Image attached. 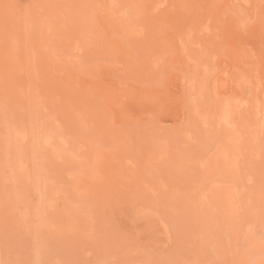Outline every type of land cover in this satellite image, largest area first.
Listing matches in <instances>:
<instances>
[{
  "label": "rangeland",
  "instance_id": "374dc122",
  "mask_svg": "<svg viewBox=\"0 0 264 264\" xmlns=\"http://www.w3.org/2000/svg\"><path fill=\"white\" fill-rule=\"evenodd\" d=\"M0 14V264H264V0Z\"/></svg>",
  "mask_w": 264,
  "mask_h": 264
},
{
  "label": "bare ground",
  "instance_id": "6f19581e",
  "mask_svg": "<svg viewBox=\"0 0 264 264\" xmlns=\"http://www.w3.org/2000/svg\"><path fill=\"white\" fill-rule=\"evenodd\" d=\"M77 1V0H76ZM64 2H65V0H64ZM131 3V2H130ZM72 5V4H71ZM192 5V4H191ZM22 6V5H21ZM70 6V5H69ZM194 6V5H193ZM98 7V6H97ZM178 7V6H177ZM36 8V7H35ZM54 9V8H53ZM119 9V8H118ZM82 10V9H81ZM159 10V9H158ZM77 11V10H76ZM58 12V11H57ZM27 13V12H26ZM91 14V13H90ZM1 15V14H0ZM49 15V14H48ZM65 15H66V13H65ZM132 15V14H131ZM159 16V15H158ZM182 16V15H181ZM48 18H50V17H48ZM77 18V17H76ZM145 18V17H144ZM151 18V17H150ZM160 18V17H159ZM178 18H180V17H178ZM192 18V17H191ZM182 19V18H181ZM66 20V19H65ZM109 20V19H108ZM94 21V20H93ZM150 22H152L151 20H149ZM183 21V20H182ZM23 22V21H22ZM171 22V21H170ZM180 22H181V20H180ZM28 23V22H27ZM96 23V22H95ZM154 24V23H153ZM33 25V24H32ZM75 25V24H74ZM76 26V25H75ZM113 26V25H112ZM197 28V27H196ZM96 29V28H95ZM115 30V29H114ZM176 30V29H175ZM117 31V30H116ZM146 31V30H145ZM1 32V31H0ZM155 32V31H154ZM153 32V33H154ZM89 33V32H88ZM0 34H2V33H0ZM28 34V33H27ZM126 34V33H125ZM149 34V33H148ZM94 36V35H93ZM90 40V39H89ZM106 40V39H105ZM101 43V42H100ZM193 44V43H192ZM203 44V43H202ZM103 45V44H102ZM28 46V45H27ZM139 49V48H138ZM134 50H136L135 48H134ZM165 50V49H164ZM195 50V49H194ZM217 50V49H216ZM132 51V50H131ZM212 51V50H211ZM39 52V51H38ZM152 52H153V50H152ZM155 52V51H154ZM153 52V53H154ZM195 52V51H194ZM140 53V52H139ZM144 53V52H143ZM217 53H218V50H217ZM198 54V53H197ZM220 54V53H219ZM67 55V54H66ZM140 55V54H139ZM196 56V55H195ZM142 58V57H141ZM47 59H48V57H47ZM130 60V59H129ZM16 61V60H15ZM112 63V62H111ZM124 64V63H123ZM203 64V63H202ZM75 65V64H74ZM217 67V66H216ZM78 68V67H77ZM57 69V68H56ZM55 69V70H56ZM64 69V68H63ZM145 70H146V68H144ZM149 69V68H148ZM143 70V69H142ZM158 71V70H157ZM195 73V72H194ZM130 74V73H129ZM152 74V73H151ZM228 75V74H227ZM151 76V75H150ZM211 76V75H210ZM154 77V76H153ZM127 78H129V77H127ZM148 78V77H147ZM150 78V77H149ZM144 79V78H143ZM238 79V78H237ZM248 87V86H247ZM26 89V88H25ZM192 89V88H191ZM190 92H191V90H189ZM189 92V93H190ZM253 92V91H252ZM63 94V93H62ZM27 98V97H26ZM250 98V97H249ZM31 100V99H30ZM251 100V99H250ZM15 101V100H14ZM16 102V101H15ZM203 102V101H202ZM232 104V103H231ZM8 106V105H7ZM25 107V106H24ZM30 109V108H29ZM193 109V108H192ZM14 110H16V109H14ZM200 111V110H199ZM0 112H1V110H0ZM249 112V111H248ZM198 113V112H197ZM5 114V113H4ZM193 114V113H192ZM249 114V113H248ZM248 116V115H247ZM87 117V116H86ZM191 117V116H190ZM255 118V117H254ZM79 119V118H78ZM226 119H227V117H226ZM100 122V121H99ZM188 124V123H187ZM197 124H199V123H197ZM214 124V123H213ZM256 124V123H255ZM175 126V125H174ZM101 127V126H100ZM191 129V128H190ZM205 129V128H204ZM172 130V129H171ZM110 131V130H109ZM164 131V130H163ZM264 131V130H263ZM113 132V131H112ZM85 133V132H84ZM240 133V132H239ZM79 135V134H78ZM206 135V134H205ZM92 136V135H91ZM245 137H247V136H245ZM174 138V137H173ZM162 139V138H161ZM260 139V138H259ZM110 141V140H109ZM264 141V140H263ZM207 143V142H206ZM210 143V142H209ZM94 144V143H93ZM195 144V143H194ZM201 144V143H200ZM58 145V144H57ZM171 145V144H170ZM174 145V144H173ZM240 146V145H239ZM112 148V147H111ZM83 149V148H82ZM171 149V148H170ZM85 150V149H84ZM112 150V149H111ZM174 150V149H173ZM212 150V149H211ZM216 151V150H215ZM244 152V151H243ZM245 153V152H244ZM163 154V153H162ZM165 154V153H164ZM200 154V153H199ZM198 154V155H199ZM119 155V154H118ZM55 157V156H54ZM196 157V156H195ZM20 161V160H19ZM46 161V160H45ZM174 161V160H173ZM56 162V161H55ZM109 164V163H108ZM52 165V164H51ZM124 166V165H123ZM160 168V167H159ZM18 169V168H17ZM144 169V168H143ZM164 169V168H163ZM127 171V170H126ZM147 171V170H146ZM151 171V170H150ZM153 171V170H152ZM177 171V170H176ZM183 172V171H182ZM139 174V173H138ZM255 174V173H254ZM117 175V174H116ZM112 176V175H111ZM249 176V175H248ZM89 177H90V175H89ZM154 177V176H153ZM149 178V177H148ZM161 178V177H160ZM169 178V177H168ZM171 178V177H170ZM169 178V179H170ZM192 178V177H191ZM252 179V178H251ZM108 180V179H107ZM112 180V179H111ZM134 180V179H133ZM78 181V180H77ZM149 181V180H148ZM114 182V181H113ZM124 182V181H123ZM122 182V183H123ZM108 183V182H107ZM154 183V182H153ZM169 183V182H168ZM127 184V183H126ZM138 184V183H137ZM99 185V184H98ZM97 185V186H98ZM194 186V185H193ZM114 187V186H113ZM169 187V186H168ZM182 187V186H181ZM120 188V187H119ZM138 188V187H137ZM125 189V188H124ZM199 189V188H198ZM126 190V189H125ZM140 190H142V189H140ZM162 191V190H161ZM126 192V191H125ZM117 193V192H116ZM258 193V192H257ZM113 194H115L114 192H113ZM125 194V193H124ZM162 194V193H161ZM128 195V194H127ZM150 195V194H149ZM229 195V194H228ZM45 196V195H44ZM141 196V195H140ZM124 197V196H123ZM127 197V196H126ZM45 198V197H44ZM111 198V197H110ZM143 198V197H142ZM218 198V197H217ZM223 198V197H222ZM140 199H141V197H140ZM96 200V199H95ZM111 201V200H110ZM149 201V200H148ZM159 202V201H158ZM116 204H117V202H116ZM123 204H124V202H123ZM120 205V204H119ZM160 206V205H159ZM202 206V205H201ZM204 207V206H203ZM83 208V207H82ZM101 208V207H100ZM164 208V207H163ZM94 209V208H93ZM185 209V208H184ZM165 210V209H164ZM69 211H71L70 209H69ZM87 211V210H86ZM77 212V211H76ZM96 212V211H95ZM94 212V213H95ZM98 214V213H97ZM101 214V213H100ZM105 214V213H104ZM103 215V214H102ZM107 215V214H106ZM124 215V214H123ZM100 216V215H99ZM98 217V216H97ZM224 219V218H223ZM111 220V219H110ZM152 220V219H151ZM112 222V221H111ZM113 223V222H112ZM148 224V223H147ZM187 224V223H186ZM190 224V223H189ZM150 225V224H149ZM134 228V227H133ZM139 229V228H138ZM105 231V230H104ZM109 231V230H108ZM113 232V231H112ZM123 232V231H122ZM131 232V231H130ZM134 232V231H133ZM156 232H158V231H156ZM164 233V232H163ZM120 234V233H119ZM161 235V234H160ZM110 236H111V234H110ZM168 236V235H167ZM131 238V237H130ZM242 238V237H241ZM156 239V238H155ZM169 240V239H168ZM194 240V239H193ZM119 241V240H118ZM137 241V240H136ZM227 241V240H226ZM248 241V240H247ZM161 242V241H160ZM155 243V242H154ZM157 243V242H156ZM159 244V243H158ZM182 244V243H181ZM225 244V243H224ZM228 244V243H227ZM175 245V244H174ZM191 246V245H190ZM208 246V245H207ZM219 246H220V244H219ZM22 247V246H21ZM130 247V246H129ZM192 247V246H191ZM257 248V247H256ZM201 250V249H200ZM160 251V250H159ZM186 252V251H185ZM248 252V251H247ZM124 253V252H123ZM198 254V253H197ZM205 258H207V256L205 257ZM207 260V259H206ZM167 261V260H166ZM209 263H210V261H209ZM217 264V263H216Z\"/></svg>",
  "mask_w": 264,
  "mask_h": 264
}]
</instances>
